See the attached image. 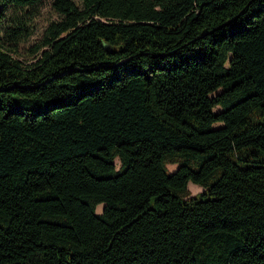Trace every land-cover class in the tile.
Wrapping results in <instances>:
<instances>
[{
    "label": "trees",
    "instance_id": "1",
    "mask_svg": "<svg viewBox=\"0 0 264 264\" xmlns=\"http://www.w3.org/2000/svg\"><path fill=\"white\" fill-rule=\"evenodd\" d=\"M41 2L0 0V264H264V0H54L25 63Z\"/></svg>",
    "mask_w": 264,
    "mask_h": 264
},
{
    "label": "rangeland",
    "instance_id": "2",
    "mask_svg": "<svg viewBox=\"0 0 264 264\" xmlns=\"http://www.w3.org/2000/svg\"><path fill=\"white\" fill-rule=\"evenodd\" d=\"M54 0H42V2L28 14L27 25L29 36L25 40L19 42L18 47V57L25 63H31L35 59V48L41 42L43 34L47 26L52 21H56L59 18L53 6ZM219 110V108H216ZM222 123L216 124V126H221ZM117 169L120 167V161L117 158L115 160ZM168 172H174L177 168V164H168ZM189 189L192 195L199 194L203 191V187L189 182ZM103 209V204L97 207V212L100 213Z\"/></svg>",
    "mask_w": 264,
    "mask_h": 264
},
{
    "label": "water",
    "instance_id": "3",
    "mask_svg": "<svg viewBox=\"0 0 264 264\" xmlns=\"http://www.w3.org/2000/svg\"><path fill=\"white\" fill-rule=\"evenodd\" d=\"M107 50H109V47H107Z\"/></svg>",
    "mask_w": 264,
    "mask_h": 264
}]
</instances>
